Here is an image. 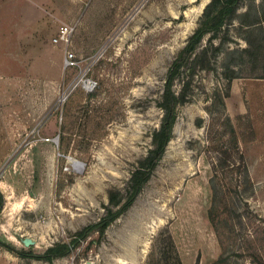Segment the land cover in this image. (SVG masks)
Masks as SVG:
<instances>
[{"label":"rangeland","instance_id":"rangeland-1","mask_svg":"<svg viewBox=\"0 0 264 264\" xmlns=\"http://www.w3.org/2000/svg\"><path fill=\"white\" fill-rule=\"evenodd\" d=\"M201 1L78 0L67 50L96 81L87 93L68 91L80 69L64 68V47L49 42L52 6L0 0V264H176L174 252L181 264H264V0H239L175 75L171 138L129 207L68 255L42 256L129 200ZM228 142L245 159L243 188L237 166L214 174Z\"/></svg>","mask_w":264,"mask_h":264},{"label":"trees","instance_id":"trees-1","mask_svg":"<svg viewBox=\"0 0 264 264\" xmlns=\"http://www.w3.org/2000/svg\"><path fill=\"white\" fill-rule=\"evenodd\" d=\"M239 0H210V2L204 7L201 24L200 26L192 33V35L188 38L186 44L178 54V56L172 61L169 66L164 83L163 90V117L160 121L159 128L153 133L152 136V145L153 148L149 152L144 165L137 169L131 175L128 183V189L131 190V196L129 200L121 205V207L113 212L110 208H106L107 211L98 222L93 223L84 227L75 237L71 244H62L55 247H50L45 250L42 255L47 260H52L55 257H63L69 254L72 247H74L80 240H83L87 237L88 233L98 227V230L103 231L110 222H112L115 218H117L121 213H123L131 204L132 200L139 193L142 186L146 183L148 178L151 175L152 170L157 165L158 161L162 157L165 148L171 138V129L172 125L176 118V96L172 89V83L175 78V75L183 66V64L188 60L190 55L197 48L200 43L202 37L206 34L216 32L223 26L225 21L231 12L237 7ZM258 78H264L263 74H257ZM230 146H229V145ZM221 146L219 149H215L216 155L212 158V166L214 167V174L218 170V164L222 165L227 163L228 167L234 168L238 167L237 171H239V176L243 177L242 186L238 185V188L245 186L250 183V178L247 172V167L245 165L244 156L239 149L238 145H234V143H229ZM216 159V160H215ZM216 162V163H214ZM210 188L212 192L216 191L215 184L213 183V179L209 180ZM3 205V195L0 192V212L2 210ZM215 209L214 206L210 208L208 211V218L211 225L215 228L213 222L212 211ZM172 246V245H171ZM176 264H181L178 258H176V253L174 252V258Z\"/></svg>","mask_w":264,"mask_h":264},{"label":"built area","instance_id":"built-area-1","mask_svg":"<svg viewBox=\"0 0 264 264\" xmlns=\"http://www.w3.org/2000/svg\"><path fill=\"white\" fill-rule=\"evenodd\" d=\"M73 26L62 25L59 27L57 34L53 37L52 43L62 45L65 49L63 56L64 68H77L80 69L76 76L73 77L69 85L68 91H73L76 88H80L85 92H92L96 87V81L88 74L86 68L81 69L82 59H78L76 55L67 50V47L71 41Z\"/></svg>","mask_w":264,"mask_h":264},{"label":"crops","instance_id":"crops-1","mask_svg":"<svg viewBox=\"0 0 264 264\" xmlns=\"http://www.w3.org/2000/svg\"><path fill=\"white\" fill-rule=\"evenodd\" d=\"M45 2H47V3H45V4L41 3L40 5H37L35 7L39 11L41 10V11L46 12L42 7H44V6L48 7L49 4L52 6L53 11L52 10L49 11L50 22L47 25L52 26L53 24H55V26H57L56 34L58 32L59 27L62 25H71V26H73V32L72 33L76 32V29L80 24L79 19L81 17V13L78 11V6L76 5L78 0H45ZM24 17H25V15H24ZM22 20H27V19L24 18ZM22 20H21V22H22ZM21 22H19V26H17L14 29L15 33L20 34V35L22 34L21 33V24H22ZM23 31L25 32V30H23ZM45 31H46V28L39 29L40 33H43ZM36 32H38V31H36ZM36 32H34L32 34H35ZM26 38H28V39H26ZM26 38L24 40H28V41L31 40V35H28ZM52 39L53 38H51L49 40L50 44L52 43Z\"/></svg>","mask_w":264,"mask_h":264},{"label":"bare ground","instance_id":"bare-ground-1","mask_svg":"<svg viewBox=\"0 0 264 264\" xmlns=\"http://www.w3.org/2000/svg\"><path fill=\"white\" fill-rule=\"evenodd\" d=\"M207 1H208V0H202V1H201V7H202L204 4H206ZM197 13H198V12H197ZM67 160H68V162H69L70 164H72V165H74V166H78L73 158L68 157Z\"/></svg>","mask_w":264,"mask_h":264}]
</instances>
